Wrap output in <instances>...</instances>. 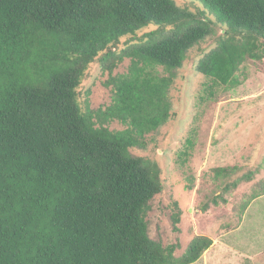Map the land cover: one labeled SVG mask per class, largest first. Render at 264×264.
Returning a JSON list of instances; mask_svg holds the SVG:
<instances>
[{
	"label": "trees",
	"instance_id": "16d2710c",
	"mask_svg": "<svg viewBox=\"0 0 264 264\" xmlns=\"http://www.w3.org/2000/svg\"><path fill=\"white\" fill-rule=\"evenodd\" d=\"M210 37L195 70L213 98L264 60V0H0V264H193L213 247L195 236L176 256L149 236L163 170L131 153L175 116V72ZM95 63L112 91L97 110L80 103Z\"/></svg>",
	"mask_w": 264,
	"mask_h": 264
},
{
	"label": "rangeland",
	"instance_id": "374dc122",
	"mask_svg": "<svg viewBox=\"0 0 264 264\" xmlns=\"http://www.w3.org/2000/svg\"><path fill=\"white\" fill-rule=\"evenodd\" d=\"M214 46L210 37L188 51L169 92L175 116L147 137L145 150H131L163 170L165 189L151 203L148 233L164 246L178 244L176 256L195 236L211 238L213 247L193 264H264V60H247L238 74L241 85L221 87L212 98L203 91L207 79L195 67ZM129 63L114 74L125 73ZM108 78L93 64L82 81L80 103L88 99L94 110L110 105ZM189 138L193 145L183 164L178 156ZM218 168H228L229 176H217ZM249 173L255 175L248 179ZM174 202L181 209L177 231Z\"/></svg>",
	"mask_w": 264,
	"mask_h": 264
}]
</instances>
